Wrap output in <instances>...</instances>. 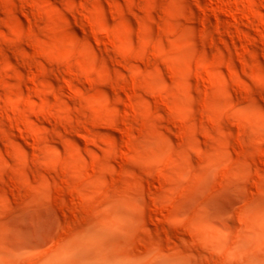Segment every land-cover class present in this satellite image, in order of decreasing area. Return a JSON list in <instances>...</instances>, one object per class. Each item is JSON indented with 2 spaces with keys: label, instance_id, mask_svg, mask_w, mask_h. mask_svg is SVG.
Here are the masks:
<instances>
[{
  "label": "rangeland",
  "instance_id": "obj_1",
  "mask_svg": "<svg viewBox=\"0 0 264 264\" xmlns=\"http://www.w3.org/2000/svg\"><path fill=\"white\" fill-rule=\"evenodd\" d=\"M211 1L0 0V264H264V0Z\"/></svg>",
  "mask_w": 264,
  "mask_h": 264
},
{
  "label": "snow or ice",
  "instance_id": "obj_2",
  "mask_svg": "<svg viewBox=\"0 0 264 264\" xmlns=\"http://www.w3.org/2000/svg\"><path fill=\"white\" fill-rule=\"evenodd\" d=\"M259 90H260V95L257 97V96L255 95V93H256V88L253 87V88H252V93H251V96L249 97V99L252 100V101L259 102L261 108H264V80H262V81L260 82Z\"/></svg>",
  "mask_w": 264,
  "mask_h": 264
},
{
  "label": "bare ground",
  "instance_id": "obj_3",
  "mask_svg": "<svg viewBox=\"0 0 264 264\" xmlns=\"http://www.w3.org/2000/svg\"><path fill=\"white\" fill-rule=\"evenodd\" d=\"M210 1H211V0H210ZM223 5H224L223 3H220V2H218L217 0H216V1L214 0L213 2L211 1V3H210V7L213 9V12H214L215 10H220V12H222V11H223V10H222V9H223L222 7H224ZM208 7H209V6H208ZM210 7H209V8H210ZM212 9H211V10H212ZM224 11H225V10H224Z\"/></svg>",
  "mask_w": 264,
  "mask_h": 264
}]
</instances>
